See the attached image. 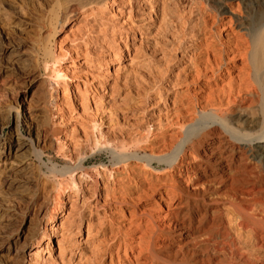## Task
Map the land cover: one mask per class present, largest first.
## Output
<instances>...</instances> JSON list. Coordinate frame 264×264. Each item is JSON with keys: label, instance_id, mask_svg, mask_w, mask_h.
Here are the masks:
<instances>
[{"label": "bare ground", "instance_id": "6f19581e", "mask_svg": "<svg viewBox=\"0 0 264 264\" xmlns=\"http://www.w3.org/2000/svg\"><path fill=\"white\" fill-rule=\"evenodd\" d=\"M63 1L75 6L71 12L92 18L83 22L92 34L72 30L74 44L57 47L56 53L35 43L32 57L41 59L49 75L42 100L34 106L23 101L15 109L0 107L8 121L16 120L6 136L0 126L3 264H264V0H228L212 17L192 3L183 10L177 3L151 6L139 18L144 27H155L158 64L145 69L159 86L148 88L142 80L144 94L134 104L136 112L131 111L147 126L135 146L150 144L141 148L150 155L112 150L117 155L113 165L96 175L89 171L94 167H85L88 158H79L62 174L69 181L50 185L32 159L39 160L37 148L51 142L49 126L67 128L68 141L80 134L87 143L95 137L91 132L104 137L112 130L101 127L109 128L110 111L117 106L113 100L122 95L117 76L102 81L109 73L100 65L118 61L121 49L128 57L127 45L115 47L119 41L111 35L113 42L96 46L101 50L95 56L89 47L93 27L108 28L109 7L128 25L124 41L131 31L136 36L143 30L135 31L134 12L131 7L126 11L131 0ZM113 27L108 28L111 34ZM61 60L65 65L58 67ZM53 77L74 83L61 84ZM177 139V150L165 155ZM154 163L165 167L157 169ZM18 203L32 215L20 214Z\"/></svg>", "mask_w": 264, "mask_h": 264}, {"label": "rangeland", "instance_id": "374dc122", "mask_svg": "<svg viewBox=\"0 0 264 264\" xmlns=\"http://www.w3.org/2000/svg\"><path fill=\"white\" fill-rule=\"evenodd\" d=\"M148 1L149 0H131L130 1L131 5H128L125 3L126 11H128L129 8L131 7V9L134 12L133 14L136 17L135 19H133L134 23H135L134 24L135 25V27H134L135 31L138 30L137 29L138 27H141L140 29L143 28V30H141V32H140L141 35H139L140 33L138 32V34H136V36H133L132 31L131 32L129 31L130 33H128V38L126 41H124L123 36H125L127 33L126 28H128V25L126 26L125 24H122V19H121L122 17L117 15V13H114L113 10L111 11V8H109V7L105 9L106 16L111 17V19H109V17H107L108 21H109V23H107V24H108V28L111 27L110 29H112L113 26H114L113 28L117 29V26H118L119 30H117V31H116V29L113 30L115 35L113 33L111 34V32L108 31L109 30L108 28L106 29L105 27H102V30H100V31L104 34L106 33V35L104 36L100 31H98L95 27H93V30L95 29L93 31V34L94 33L95 34L90 36V37L92 38L94 36L93 37L94 41H93L92 46L90 45L89 47L91 48L90 49L91 51L96 52L95 54L93 52V54L95 56L101 50V47H100L99 51H98V47L101 46L100 44L102 42L108 43L110 41L113 42V40H114V41H119V42H114L113 45H115V47H120V46L125 45V44L127 45V51L129 52L128 57L126 56L127 54H126V52H124V49H121L120 54L123 57H121L118 61L113 62V63H109V64H101L100 65L101 71L109 73L108 78L104 77L102 81L110 82V81H112V79L114 77L117 76L119 78V80L121 81V84H122V89H121L122 95H120L119 98H116L115 100H113L114 106L117 105V106H115V109H112L110 111V113H111L110 115H112L111 116L112 117L111 124H113V125L109 124L110 125L109 128L108 127L106 128L105 126L101 127V131H105L106 129L112 130L111 132L108 133V135L107 134L104 135V137H99V135H97L96 133L91 132L92 134H95V137H93V135L90 136V134H91L90 133L89 136L92 137L90 139V141L91 140L92 141L84 143L82 138H81V135L76 134L74 139L71 140V141H73V140H75V141L71 142L69 140L70 141V143H69L68 137H67L68 136V129L67 128H61V127L54 125V124L49 126V131H50L49 132L50 133L49 138L51 139V142L47 143L45 146H40L39 148H37V151L41 154V158L39 160L36 157H33L32 159L39 166L42 175L44 177H46L45 180L48 181V183L50 185H57V184H60L61 182H64L67 180L69 181L70 177L69 176H63L62 177V174L66 168L71 167L79 158H83V157L88 158V162L85 165V167L87 169L94 167L93 170L89 169V171L91 173L93 172V175H96V174H99V172H101L103 170H109L111 168V166L113 165V162L116 160L117 155L112 150H115V152H117V153H120V152H124L127 154L136 153L140 156H143V155L149 156L150 155V151L141 152V148L143 146L144 147L145 146L150 147V144L141 145V143L139 142L138 147L135 146L137 143L136 141H138V133H141V134L145 133L147 131V126L145 124L141 125V123H139V121H137L135 118H133L132 112L133 113L136 112L135 111L136 109H134L135 108L134 104H135V102H138L139 100H141L142 99L141 97L144 94L143 92H144L145 87H144L143 81L145 83H148L147 87L151 88V89L152 88L154 89L156 86H159V84H157L158 83L157 80L153 76L154 74L148 73L147 69H145L148 67H149V69H153L158 64V61H156V60L158 59L159 54L153 48L154 47L153 43H156V39L153 36L154 31H155L154 30L155 27L151 28L148 25L147 26L145 25L146 27H144V25H142V23L140 22L139 17L144 16V14H146L147 11H149V8L151 6H154V4L160 3V2H165L167 4L173 3V5H175L177 3L176 5L179 7L178 10L179 9L180 10L186 9V7H188L189 4L192 3V5H196V6L201 7V8L203 7L202 8L203 12L206 15L207 14L210 15L211 17L213 15H217L220 5L224 4L225 2L228 3V0H191L192 2L190 0H153L152 4L147 6L145 3H147ZM153 2H155V3H153ZM231 3H232L231 5H236L237 2L233 1ZM180 5H182V6H180ZM238 5H239L238 7L241 8V4H238ZM71 8H75V6H73L72 4H67L63 0H61V1H58V0H0V38H1L0 39V44H1L0 45V50H1L0 51V92H1L0 93V102H1L0 105L1 106L0 107H6L8 105L7 107H9V108L14 107L13 109H15V107L17 105H21L23 101H26V102L32 101L31 104L34 106L39 101L42 100V97L45 94V91L47 89L46 81L49 79V75L44 70V66L42 65L41 59L37 60L34 57H32L33 52H32L31 48L34 46L35 43H38L39 45L45 44L47 46L48 50H50L52 53L53 52L56 53L58 50L57 47L66 48V47L71 46V44L72 45L74 44L73 40L75 39V36H74L75 34L72 33V30H73V32L74 31H79V32L80 31H83V32L88 31L87 34L88 33L90 35L92 34V32H89L90 24H87L89 21H90L89 23L92 22V18L90 19V17L84 16V12L80 11V10L74 9L71 12V10H70ZM108 13H110V14H108ZM85 15H87V14H85ZM53 17H54V19H53ZM81 17L82 18L84 17L83 20H81L82 19ZM85 17H87L89 19H86ZM85 20L88 21L87 23H85L87 25H84V23H83ZM94 20H95V18L93 16V21ZM78 21H80L79 24H77ZM120 24H121V26H120ZM78 25H82V26H78ZM115 25H117V26H115ZM8 27H9V29H8ZM79 27H82L83 29L79 28ZM85 27H87V28H85ZM103 28L106 29L110 35L107 32H103ZM120 30L122 33L119 32ZM98 32H99V37H98ZM148 32L151 34L150 36L147 34ZM71 34H73V35H71ZM111 35L113 37V40H111L112 39L110 37ZM66 36L68 38H66ZM69 36H71V37H69ZM107 36H109V38ZM6 37H7V39H6ZM95 37L97 39L98 38L100 39V37H101L102 40L98 39L101 42H99V41L96 42ZM103 37H104V39H103ZM119 38H121V39H119ZM70 39H73L72 43H71ZM60 40H61V43H59ZM122 42H123V44H122ZM97 43H99V44L96 45ZM118 44H121V45L118 46ZM149 44H150V46H149ZM29 46H31V47H29ZM94 46L95 47L98 46V47H96L97 50L94 49L95 48ZM142 49H143V51H142ZM134 50L135 51L137 50L136 55H135V57H133V59H131L133 54H134L133 53ZM98 57L100 59L101 56H98ZM129 61H131L132 63H129ZM147 61H149L151 64L150 63L146 64ZM18 62H20V63H18ZM24 62H26V64ZM22 64H24V65H22ZM55 64H57L58 67H62V65H65L63 60L56 62ZM119 66H121V67L124 66V67L121 71H116V69ZM37 70H38V72H37ZM127 71L129 73V76H128ZM116 72H117V74H116ZM111 73H114V74H111ZM130 74L132 77H130ZM125 75H126V77H125ZM124 77L126 79H124ZM129 77H130V79H129ZM52 79L54 80L56 78L53 77ZM59 79L58 80L56 79V81H59L61 84L64 83L65 85L66 84L71 85L72 83H74V82H72L73 80H71V81L67 80L66 81V80H63L61 78H59ZM134 79H135V81H134ZM140 80H141L142 84L140 83ZM151 81H153V82H151ZM129 82H130V84H128ZM43 83H45V84H43ZM154 84H155V86H154ZM132 89H133V91H132ZM98 90L102 91V88L98 87ZM124 90L126 92L128 90L127 93H129L130 90L132 92L129 93V95L126 97L125 100H120L122 98V96L126 94V92ZM90 91H92L91 88H90ZM72 96L73 95H71V97ZM130 100H131V102H130ZM2 101H3V103H2ZM128 103L130 105H132L131 108H130V105H128ZM5 104H6V106H5ZM147 110H149V107H147ZM147 110H145V111H147ZM148 112L149 111H147V113ZM54 116H55V113L51 112L50 117L53 119ZM145 116H141V118L144 117V122L148 120L147 117H145ZM15 124H16L15 118L12 117L10 119V121H8V118L2 112H0V126L3 128V135L4 136H6L10 132V130L14 128ZM17 124H18L20 130H22L21 132H24L25 130H24L23 126H21V122H18ZM38 125H40V122H38ZM72 126H76L75 123H73ZM139 129H140V131H139ZM122 134H124V135H122ZM106 136L108 138H106ZM93 138L96 141H94ZM60 140H64V142H60ZM149 143H151V141H149ZM175 143H176V145H175ZM178 145H179V140L178 139H177V141L173 140V144L170 145V149L172 147L173 148L171 149V151L169 148H167V151L166 150L163 151L164 154L165 155H172V153L177 150ZM48 146H50V147H48ZM129 147H131V148L129 149ZM125 149H126V151H125ZM165 151L167 153L168 152L169 153L167 154ZM153 165L157 169H162L165 167L163 165L160 166L159 164H156V163H154ZM59 175H61V177ZM91 193H89V194H91ZM89 201H90V204H92V205L94 204V198H91ZM17 206H18V211H20L19 212L20 214L24 213L25 215L27 214L29 216L32 215V213L30 212V208H28L25 204L18 203ZM17 206H16V208H17ZM123 206H126V205H123ZM77 207H79V206L77 205ZM129 207H130V205H129ZM27 225H28L27 221L23 222L20 226L21 230H24ZM81 233H83L81 238H82V240H84L85 236H86L85 228H83V231ZM52 245H53V250L55 249V251H53L54 256H56L58 253V251L56 249V247H57L56 242L54 241ZM13 260H14V262L16 261L15 258ZM15 263L18 264L17 261ZM0 264H3V261L0 260Z\"/></svg>", "mask_w": 264, "mask_h": 264}]
</instances>
